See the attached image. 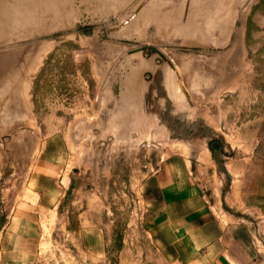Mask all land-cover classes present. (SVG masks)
<instances>
[{"label":"rangeland","instance_id":"1","mask_svg":"<svg viewBox=\"0 0 264 264\" xmlns=\"http://www.w3.org/2000/svg\"><path fill=\"white\" fill-rule=\"evenodd\" d=\"M101 1L112 5L99 9L93 0H64L60 4L68 5L63 6L67 13L62 23L49 28L43 19L41 29L28 33L19 32L22 24L8 15V8L0 10H5L0 12V74L14 73L11 62H22L24 56L22 87L33 93L40 134L84 137L72 150L81 173L73 175L76 187L60 211V222L66 224L55 225L38 264H120L127 256L119 254L127 223L145 215L143 199L149 195L142 189L144 181L178 153L206 169L210 191L211 164L215 165L214 188L220 199L234 183L232 173L241 167L235 161L240 143L230 142L221 129L211 127V108L223 111L222 96L235 95L237 84L248 82L255 73L252 65L260 63L261 69L256 50L262 47L257 48L249 31L243 36L240 31L243 25L256 28L250 14L263 10L264 0ZM147 5L153 15H165L170 25L159 31L161 20L153 17L143 28L127 30ZM42 7L41 11L50 10ZM196 13L202 20L199 29L176 32L173 23L183 25ZM107 90L119 105V127L98 128L91 120L93 127L66 128L60 121L83 111L92 116L102 98L110 99L104 96ZM213 138L221 140L224 150L216 161L211 158ZM235 187L239 190L240 181ZM89 199L90 208L78 206ZM73 200L78 203L75 207L70 205ZM224 200L216 215L223 217L226 210L234 221H246L240 211L249 212L248 208H240L238 200ZM85 209L93 210L88 217L93 213L91 220L103 229L105 254L97 251L99 243H84L82 235H72L68 229L67 221L73 219V227Z\"/></svg>","mask_w":264,"mask_h":264},{"label":"crops","instance_id":"2","mask_svg":"<svg viewBox=\"0 0 264 264\" xmlns=\"http://www.w3.org/2000/svg\"><path fill=\"white\" fill-rule=\"evenodd\" d=\"M250 15L256 28L249 30L243 25L240 33L243 36L249 31L257 48L262 47L256 50L261 69L260 63L252 65L255 73L248 82L237 84L235 95L222 96L223 111L211 108V127L221 129L230 142L240 143L235 161L241 167L232 173L235 178L239 173L240 180H232L223 198L238 200L240 208H248L249 212L240 211L246 221H234L226 210L223 217L215 214L224 200L214 188L215 165L211 164L210 191L206 169L178 153L144 181L142 189L149 195L143 199L145 215L127 223L119 252L127 256L120 264H264V9ZM21 63L11 62L14 73L0 74V264H38L55 225L66 224L60 222V211L76 187L73 175L81 173L72 150L84 137L40 134L33 93L22 87ZM7 66L6 62L4 69ZM109 92L104 96L110 99L102 98L96 113L90 116L82 110L76 117L84 124H75L76 118L60 121L66 128L93 127L91 120L98 128L119 127V105ZM210 146L211 158L216 161L217 154L224 152L222 142L213 138ZM90 203L91 199L78 206L90 208ZM91 211L79 212L73 227V219L67 221L68 229L72 235H82L84 243H99L97 251L105 254L104 232L91 220L93 213L88 217Z\"/></svg>","mask_w":264,"mask_h":264},{"label":"bare ground","instance_id":"3","mask_svg":"<svg viewBox=\"0 0 264 264\" xmlns=\"http://www.w3.org/2000/svg\"><path fill=\"white\" fill-rule=\"evenodd\" d=\"M3 0H0V10L5 8H8V15L15 20V18L19 19V22L22 24V26L19 29V32H24V33H28V32H33L36 31L40 28L41 26V22H43V19L45 20L44 25L45 26H50L49 28H51V26H55L56 24L62 23V19L61 17H63L66 13L67 10L63 9V6H67L68 3H62L64 0H41L43 6L45 8L49 7V11H45V9H42L43 11H41V2L40 0H8L9 3L4 5L1 4ZM6 1V0H5ZM95 3V7L97 8H101V9H105L108 6H111V3L108 4H101V0H93ZM156 1V0H155ZM58 2H59V8L61 10H58ZM198 4V2H196V5ZM41 5V6H40ZM42 7V8H44ZM55 9V13L52 11V9ZM211 7L208 6L207 10H209ZM148 5L145 6L141 12L138 14V16L136 17V19L134 18V20L128 25L127 30L132 31L135 28H143V24L145 22H147L148 20H150L153 17H159L158 20H161V25L158 27V30L160 31L161 29H165L164 27L169 26L170 24H168V20L165 19V15H161L155 13V15L152 14V12H150L149 10H152V8H150L148 10ZM12 10H16V13L18 12V14L14 15L13 13H11ZM48 10V9H46ZM211 10V9H210ZM209 10V12H210ZM5 10H2L0 12H4ZM15 12V11H14ZM207 12V11H206ZM58 15V16H56ZM1 13H0V17H1ZM6 16V13L3 15ZM196 18H192L190 17L187 21V23L177 26L176 24L173 23V25H175V29H177L176 32H186L189 30H193L196 31L199 25V22L202 21L199 17V14L196 13L195 14ZM142 25V26H141ZM1 26V24H0ZM47 28V27H46ZM47 28V29H49ZM41 29V28H40ZM179 34V33H177ZM176 34V35H177ZM183 34V33H182ZM185 35V33H184ZM183 36V35H182ZM33 51V50H31ZM30 57H33L32 55ZM25 62V57H22V64H24Z\"/></svg>","mask_w":264,"mask_h":264},{"label":"water","instance_id":"4","mask_svg":"<svg viewBox=\"0 0 264 264\" xmlns=\"http://www.w3.org/2000/svg\"><path fill=\"white\" fill-rule=\"evenodd\" d=\"M166 117V116H165ZM210 149H211V146H210Z\"/></svg>","mask_w":264,"mask_h":264}]
</instances>
